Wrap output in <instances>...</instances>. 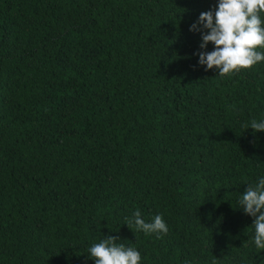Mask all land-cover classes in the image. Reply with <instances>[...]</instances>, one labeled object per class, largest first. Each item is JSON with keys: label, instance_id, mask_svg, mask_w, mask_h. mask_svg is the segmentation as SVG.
<instances>
[{"label": "trees", "instance_id": "trees-1", "mask_svg": "<svg viewBox=\"0 0 264 264\" xmlns=\"http://www.w3.org/2000/svg\"><path fill=\"white\" fill-rule=\"evenodd\" d=\"M218 0H0V264H264L239 204L264 177V62L195 53ZM264 17V14H262ZM161 215L168 233L126 218ZM260 251V252H259ZM259 252V253H258Z\"/></svg>", "mask_w": 264, "mask_h": 264}, {"label": "clouds", "instance_id": "clouds-1", "mask_svg": "<svg viewBox=\"0 0 264 264\" xmlns=\"http://www.w3.org/2000/svg\"><path fill=\"white\" fill-rule=\"evenodd\" d=\"M264 0H218L214 10L202 12L190 31H198L197 25L207 30L202 35L201 49L209 43L214 50L195 53L199 65L205 70L217 69L221 78H230L242 71H250L264 62ZM254 133L264 132V121H251ZM246 215L254 218V244L256 249L264 250V177L254 185H248L239 200ZM135 234H167L169 229L161 215L152 222H145L136 211L125 223ZM118 237L109 236L88 249L90 259L95 264H141V253L134 247L117 244ZM259 251V252H260ZM258 252V253H259Z\"/></svg>", "mask_w": 264, "mask_h": 264}]
</instances>
